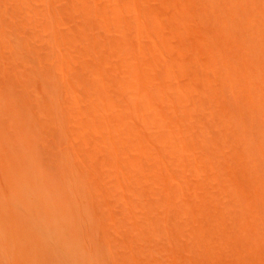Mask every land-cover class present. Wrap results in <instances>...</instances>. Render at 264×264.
<instances>
[{"label": "bare ground", "instance_id": "obj_1", "mask_svg": "<svg viewBox=\"0 0 264 264\" xmlns=\"http://www.w3.org/2000/svg\"><path fill=\"white\" fill-rule=\"evenodd\" d=\"M127 219L264 264V0H0V264H123Z\"/></svg>", "mask_w": 264, "mask_h": 264}, {"label": "rangeland", "instance_id": "obj_2", "mask_svg": "<svg viewBox=\"0 0 264 264\" xmlns=\"http://www.w3.org/2000/svg\"><path fill=\"white\" fill-rule=\"evenodd\" d=\"M120 206L122 207V204ZM121 209L122 208H120L119 210L121 211ZM125 222H126V220L124 221V223ZM128 224H130V225H128ZM126 226H127L128 229L126 228ZM126 226H124V228H123L124 231H122V229H121V232H120L121 235H120V233L117 234L115 231H112V230H114L113 228L111 230L108 229V232H109V234L112 235V238L113 239H116V242L114 243V247H115L114 248L115 249L114 251H116L120 255L121 254L123 255V256H117L116 257V259L119 262H122L123 261V257H125L124 258V261H123V264H130L132 262V257H136L137 256L136 254H138V256L136 258L139 257L138 259H140V260L137 259L138 260V263L137 264H187V263L188 264H191L190 260L187 259V255L184 252L182 254L179 249L178 250L175 249L176 246L178 248L179 245H181V243H185L183 241V239H179L178 240V238H177V241L175 239H174V241L173 240H170L171 238H174V237L169 236V234H168L169 237L166 236L167 233L165 234V232L164 233H161L159 231L158 226H157L156 223H155V227H152L151 230H150V232L147 233V234H145L146 236L144 234L138 232L136 229H132L133 230L132 231L133 233L130 234L131 230H129V226L131 228L134 227V226H133V223H132V226H131V223L129 222L128 219H127ZM127 231L129 233H127ZM113 233L114 234H117L116 237H115V235ZM141 234H142V236H139ZM163 234L165 235V237H163L164 236ZM26 241L27 240L24 239V241L21 244H26ZM174 242L175 243L178 242L179 244L178 243L175 244ZM167 244L171 245V247L168 249L169 250L168 252H165L164 251L165 249L163 250L162 246L167 245ZM173 244H175V248H174V245ZM167 248H166V251H167ZM175 251L178 254L174 253ZM192 251H194V252H192ZM192 251H191L192 254L194 253L192 255L193 259L197 258L195 260L196 261L198 260V262L200 261L199 263L197 262V264H200L203 261L202 260L203 258H206V261L204 260L203 262H207L208 256L205 257L203 255V256H201V258L202 257L203 258L200 259V257H198L197 255H198V253H199V255H202V254L199 251H197L194 247H193V250ZM216 252L217 251H214V250L211 252V255H212V258L211 259L213 260V257L215 258V261L213 260L212 263L210 262L211 264H213V262L215 264H238L236 262H239L240 261L239 259L234 258L235 255H233V260L235 261L233 263L232 260L230 261V259H231L230 256L229 257L227 256L228 257L227 258L226 255H224L223 253L217 252V254H216ZM212 253L214 254V256H213ZM218 254H220V256ZM129 255H130V258L131 259H129ZM237 260H239V261H237ZM209 261H210V257H209ZM210 263L207 262L205 264H210ZM241 263L243 264L244 262L243 261L239 262V264H241ZM117 264H120V263H117ZM133 264H134V262H133ZM255 264H260V263L259 262L258 263L256 262Z\"/></svg>", "mask_w": 264, "mask_h": 264}]
</instances>
